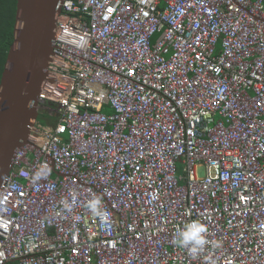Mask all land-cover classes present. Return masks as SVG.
<instances>
[{
    "label": "built area",
    "instance_id": "1",
    "mask_svg": "<svg viewBox=\"0 0 264 264\" xmlns=\"http://www.w3.org/2000/svg\"><path fill=\"white\" fill-rule=\"evenodd\" d=\"M38 110L0 264H264V0H62Z\"/></svg>",
    "mask_w": 264,
    "mask_h": 264
},
{
    "label": "water",
    "instance_id": "2",
    "mask_svg": "<svg viewBox=\"0 0 264 264\" xmlns=\"http://www.w3.org/2000/svg\"><path fill=\"white\" fill-rule=\"evenodd\" d=\"M62 0H17L14 42L0 82V189L38 118Z\"/></svg>",
    "mask_w": 264,
    "mask_h": 264
},
{
    "label": "trees",
    "instance_id": "3",
    "mask_svg": "<svg viewBox=\"0 0 264 264\" xmlns=\"http://www.w3.org/2000/svg\"><path fill=\"white\" fill-rule=\"evenodd\" d=\"M16 13L17 0H0V82L15 38Z\"/></svg>",
    "mask_w": 264,
    "mask_h": 264
},
{
    "label": "rangeland",
    "instance_id": "4",
    "mask_svg": "<svg viewBox=\"0 0 264 264\" xmlns=\"http://www.w3.org/2000/svg\"><path fill=\"white\" fill-rule=\"evenodd\" d=\"M37 121L43 125L52 124L54 122V117L48 113L42 111L39 113ZM199 173L201 176L205 175V167H200Z\"/></svg>",
    "mask_w": 264,
    "mask_h": 264
}]
</instances>
